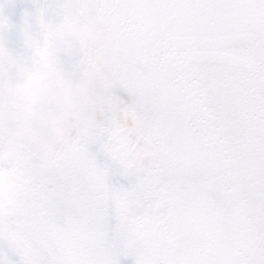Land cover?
<instances>
[{
	"label": "snow or ice",
	"instance_id": "1",
	"mask_svg": "<svg viewBox=\"0 0 264 264\" xmlns=\"http://www.w3.org/2000/svg\"><path fill=\"white\" fill-rule=\"evenodd\" d=\"M0 0V264H264V0Z\"/></svg>",
	"mask_w": 264,
	"mask_h": 264
},
{
	"label": "rangeland",
	"instance_id": "2",
	"mask_svg": "<svg viewBox=\"0 0 264 264\" xmlns=\"http://www.w3.org/2000/svg\"><path fill=\"white\" fill-rule=\"evenodd\" d=\"M30 6V0H15L14 6L7 8V14L14 22H19L25 8H29Z\"/></svg>",
	"mask_w": 264,
	"mask_h": 264
}]
</instances>
